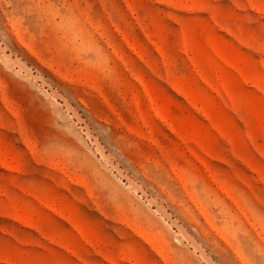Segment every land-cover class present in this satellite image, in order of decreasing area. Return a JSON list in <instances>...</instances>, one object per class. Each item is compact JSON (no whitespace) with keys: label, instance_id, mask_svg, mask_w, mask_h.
Here are the masks:
<instances>
[{"label":"rangeland","instance_id":"rangeland-1","mask_svg":"<svg viewBox=\"0 0 264 264\" xmlns=\"http://www.w3.org/2000/svg\"><path fill=\"white\" fill-rule=\"evenodd\" d=\"M0 264H264V0H0Z\"/></svg>","mask_w":264,"mask_h":264}]
</instances>
